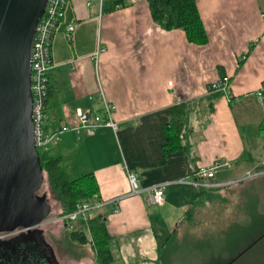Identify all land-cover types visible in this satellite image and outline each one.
I'll use <instances>...</instances> for the list:
<instances>
[{"label":"crops","instance_id":"1","mask_svg":"<svg viewBox=\"0 0 264 264\" xmlns=\"http://www.w3.org/2000/svg\"><path fill=\"white\" fill-rule=\"evenodd\" d=\"M107 1H66L51 42L44 129L71 123L77 110L99 111V92L114 106L116 132H61L53 149L69 178L93 175L100 205L86 216L103 217L119 251L114 258L156 264L157 247L190 204L212 198L213 190H200L228 183L264 158V89L261 100L254 94L264 83V0H194L206 34L201 45L152 21L146 0L102 10ZM68 22L74 28L67 40ZM221 74L231 101L207 94ZM176 105L183 107L177 148L167 151V138L175 137L169 108ZM215 159L233 167L191 184L192 172ZM126 168L137 174V194L129 193ZM158 183L163 202L147 204L145 189Z\"/></svg>","mask_w":264,"mask_h":264},{"label":"water","instance_id":"2","mask_svg":"<svg viewBox=\"0 0 264 264\" xmlns=\"http://www.w3.org/2000/svg\"><path fill=\"white\" fill-rule=\"evenodd\" d=\"M46 1L0 0V232L21 230L10 245H0V264H58L37 229L50 206L39 193L43 173L29 88L34 32ZM28 239L43 256L25 244Z\"/></svg>","mask_w":264,"mask_h":264},{"label":"rangeland","instance_id":"3","mask_svg":"<svg viewBox=\"0 0 264 264\" xmlns=\"http://www.w3.org/2000/svg\"><path fill=\"white\" fill-rule=\"evenodd\" d=\"M210 188L214 191L212 198L201 197L188 215L172 227L176 247L164 264H264V173L237 176ZM39 193L46 195L50 206L39 227L57 263L98 264L88 234L79 243L69 238V230L58 221L61 204L45 179ZM111 254L117 258L118 249L115 247ZM114 260L112 264H121L120 259Z\"/></svg>","mask_w":264,"mask_h":264},{"label":"built area","instance_id":"4","mask_svg":"<svg viewBox=\"0 0 264 264\" xmlns=\"http://www.w3.org/2000/svg\"><path fill=\"white\" fill-rule=\"evenodd\" d=\"M67 0H47L43 13L37 21L34 38L31 48L30 56V82L29 88L31 93V116L33 126V140L35 147L47 148L58 139L59 133L65 131H72L79 133L81 130L87 134L92 135L100 127H109L113 132L117 130V123L111 118V113L114 106L108 102L99 92L100 109L96 113L88 114L77 110L75 113L74 121L69 124L59 125L57 129L52 131L44 130L45 119V97L49 91L48 73L54 67L51 61V42L53 34L58 24L64 17V8ZM264 25V12L262 13ZM73 22L64 24L65 38L70 39L71 33L74 28ZM96 55V52L94 53ZM229 82L226 77L219 78L217 81L207 86V94L221 93L228 101L230 100ZM264 89V83L261 87L254 91L255 96L261 99V90ZM264 166V158L257 164L253 165L250 169L246 170L240 177H251L264 173V169L259 167ZM233 164L228 160H213L207 166L198 167L190 183L199 185L204 180H209L214 177L215 173L222 169H231ZM125 176L130 194L139 193L137 174L133 169L126 168ZM239 177V178H240ZM231 182V181H229ZM219 185V184H215ZM205 186H209L206 184ZM163 188L164 184L158 183L149 186L145 189L144 201L150 205H161L163 202ZM100 205L99 200L86 198L78 201L74 209L61 214L58 221L63 223L67 230H71L79 220H85L86 214ZM6 233H0V238L5 236Z\"/></svg>","mask_w":264,"mask_h":264},{"label":"trees","instance_id":"5","mask_svg":"<svg viewBox=\"0 0 264 264\" xmlns=\"http://www.w3.org/2000/svg\"><path fill=\"white\" fill-rule=\"evenodd\" d=\"M146 1L152 21L157 23L162 29H180L189 43L201 45L206 42L205 30L194 0ZM120 6L121 0H110L103 3L101 8L105 10ZM244 57L243 55L242 59L238 60L237 66H240ZM222 77L225 76L221 74L220 78ZM49 94L50 91L46 93L45 105ZM209 95H221V93H210ZM231 100L232 98L230 97L229 101ZM182 108V105L171 106L169 108L175 137L170 136V138H167V141H169L167 145H170V147L165 146V150L167 151L177 148L175 144L179 131L177 124L179 123L178 116L182 113ZM262 139H264V136ZM37 154L42 168L43 179L46 180L50 190L60 201V214H65L74 209L78 201L86 198L95 199L94 196L98 193V186L92 174L87 173L75 178H69L63 167L62 156L53 149V145H49L47 148L37 147ZM259 169H264V166L259 167ZM209 189L211 188L205 187V189L199 191V194L206 193ZM193 205H195V202L190 204L179 221L188 215ZM79 221L77 227L69 230V238L82 243L86 240V234H88L96 262L98 264H109L113 262L114 256L111 254V250L115 253V243L114 241H110L103 217H98L97 215H93L92 217L86 216L85 220ZM174 230L168 233L164 241L157 247L156 264H164V261L168 260V257L173 254L176 247L175 239L173 238L176 235Z\"/></svg>","mask_w":264,"mask_h":264},{"label":"flooded vegetation","instance_id":"6","mask_svg":"<svg viewBox=\"0 0 264 264\" xmlns=\"http://www.w3.org/2000/svg\"><path fill=\"white\" fill-rule=\"evenodd\" d=\"M37 229L40 230V231L42 232V233H41V236H42L44 242L50 247V245L46 242V240H45V238H44V235H43V231H42V229H41L40 227H38ZM20 231H21V230L16 229V230L13 231V232L6 233L5 236H3V237L0 238V245H3L2 247H6L7 245H10L9 243H10L14 238H16L17 235H20V234H19ZM0 233H5V232H0ZM13 241H15V239H14ZM25 244H27L29 247H31V248L36 252L37 256H43L42 253L39 251V249H37V247L33 244V242H32L30 239H28V240H27V243H25ZM50 248H51V247H50ZM51 250H52V248H51ZM6 252H8V250H7ZM52 253H53V250H52ZM53 256H54V254H53ZM54 259H55V256H54ZM55 261H56V259H55ZM56 262H57V261H56ZM19 264H21V263H19ZM39 264H40V260H39ZM58 264H59V263H58Z\"/></svg>","mask_w":264,"mask_h":264}]
</instances>
